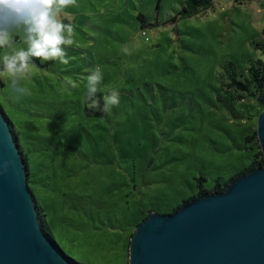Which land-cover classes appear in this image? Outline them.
Here are the masks:
<instances>
[{"label": "rangeland", "instance_id": "rangeland-1", "mask_svg": "<svg viewBox=\"0 0 264 264\" xmlns=\"http://www.w3.org/2000/svg\"><path fill=\"white\" fill-rule=\"evenodd\" d=\"M185 1L77 0L64 12L69 63L34 62L23 96L0 81L47 229L80 264H130L152 211L171 214L201 185L229 183L262 151L248 136L264 110L253 90L229 87V64L245 80L264 60L263 0H214L182 17ZM97 66L99 92L120 94L105 116L85 111Z\"/></svg>", "mask_w": 264, "mask_h": 264}, {"label": "water", "instance_id": "water-1", "mask_svg": "<svg viewBox=\"0 0 264 264\" xmlns=\"http://www.w3.org/2000/svg\"><path fill=\"white\" fill-rule=\"evenodd\" d=\"M257 132L264 154V111ZM0 264H78L39 223L29 173L1 109ZM130 264H264V165L177 212H152L132 237Z\"/></svg>", "mask_w": 264, "mask_h": 264}, {"label": "clouds", "instance_id": "clouds-1", "mask_svg": "<svg viewBox=\"0 0 264 264\" xmlns=\"http://www.w3.org/2000/svg\"><path fill=\"white\" fill-rule=\"evenodd\" d=\"M77 0H0V81L17 97L26 95L23 81L31 77L34 60L41 63H69L67 48L73 41L74 29L65 23L64 12ZM22 46H17V44ZM123 51L131 54L125 47ZM103 81L100 68L87 76V107L107 113L120 103L119 92L104 94L101 107L96 93ZM75 86V85H73Z\"/></svg>", "mask_w": 264, "mask_h": 264}, {"label": "trees", "instance_id": "trees-1", "mask_svg": "<svg viewBox=\"0 0 264 264\" xmlns=\"http://www.w3.org/2000/svg\"><path fill=\"white\" fill-rule=\"evenodd\" d=\"M213 3H214V0H186L180 15L182 17H191L194 15H197V14L211 8L213 6ZM256 47L264 53V42L263 43H256ZM34 62L39 64V60H34ZM229 65H230L229 67H231L233 70L232 75L229 76L231 79L229 87L235 88L236 90L242 91V92H249V91L253 90L254 93L256 94V97H257L260 105L262 106V111H263L264 110V60L258 59L257 61L252 62L250 68L248 69V75H247V78L245 80L240 79L239 72L236 70L235 65L233 63H230ZM103 95L104 94H102L101 92L96 93V96L98 98H100L101 107L103 105V99H102ZM0 109L4 113L2 106H0ZM85 111H86L87 115H91V116H94V115L95 116H105L106 115V113H102L100 111H92L88 107L86 108ZM4 115L7 118V120L9 121V125L11 128L13 137H14L15 142L18 144V147L20 149L21 155H22L23 160L25 162V166H26L27 171L29 173V180H30L31 174H30V170H29V166H28L27 156L24 152L22 145L20 144L18 133L15 131L14 125L12 124V122L10 121L8 116L5 113H4ZM257 137H258V132L255 131L251 136H248V141L252 142L254 139H257ZM263 165H264V154L262 151L258 150L255 153V156H254V159H253L251 165L248 168H246L245 170H243L242 172H240L238 175H236L234 178H232V180L229 183L222 185L219 182L218 185L215 187V189L212 191L204 189V187L201 185L200 186L201 190L199 191V193L197 195L191 197L190 199L184 201L183 204L176 207L174 209L173 213L181 210V208L184 205L189 204L190 202H192L194 200H197V199L202 198V197L210 196L211 194H215L218 192L225 191L232 181H234L235 179H237L243 175H246L247 173L251 172L253 169H256V168L261 167ZM201 180H203V179H201ZM33 197H34V202H35V205H36V208L38 211V215H39V223H40L41 227L43 228L44 232L47 234L49 239L55 244L58 251L65 258H67V260L78 263L77 261L68 257L66 255V253L52 239V237H51V235L47 229L48 223H47V219H46L44 209L39 205V203H38V201L34 195H33ZM78 264H80V263H78Z\"/></svg>", "mask_w": 264, "mask_h": 264}]
</instances>
